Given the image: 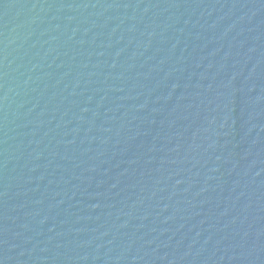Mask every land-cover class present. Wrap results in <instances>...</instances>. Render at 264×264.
Listing matches in <instances>:
<instances>
[{
  "label": "water",
  "instance_id": "water-1",
  "mask_svg": "<svg viewBox=\"0 0 264 264\" xmlns=\"http://www.w3.org/2000/svg\"><path fill=\"white\" fill-rule=\"evenodd\" d=\"M0 264H264V0H0Z\"/></svg>",
  "mask_w": 264,
  "mask_h": 264
}]
</instances>
